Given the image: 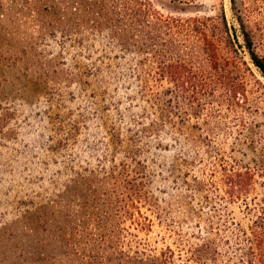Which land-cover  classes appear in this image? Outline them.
I'll use <instances>...</instances> for the list:
<instances>
[{"label": "rangeland", "instance_id": "obj_1", "mask_svg": "<svg viewBox=\"0 0 264 264\" xmlns=\"http://www.w3.org/2000/svg\"><path fill=\"white\" fill-rule=\"evenodd\" d=\"M93 1L0 0V264H133L165 251L171 264H214L194 257L207 240L217 264H242L261 178L230 199L221 168L264 157V77L243 51L253 73L240 61L237 94L193 99L176 60L158 81L149 57L98 24ZM153 1L182 16L223 5L237 24L231 0ZM236 6L264 37V0Z\"/></svg>", "mask_w": 264, "mask_h": 264}, {"label": "trees", "instance_id": "obj_2", "mask_svg": "<svg viewBox=\"0 0 264 264\" xmlns=\"http://www.w3.org/2000/svg\"><path fill=\"white\" fill-rule=\"evenodd\" d=\"M195 1L168 0L171 5L189 7ZM231 3L237 24L229 23L223 5L220 13L214 16L165 14L153 0H94L90 8H94L92 13L98 17V24L101 23L99 20L103 21V26L114 31L125 48L145 56V60L148 57L152 60L158 81L165 78L171 60H176V64H171L173 78L183 90L192 89L195 99L199 93L237 94L242 86L237 77L240 61L252 72L241 56L243 51L264 77V37L259 35L257 40L258 32L252 26L255 21L237 9L236 0ZM193 11L198 12V9ZM221 169L230 199L242 198L251 192L257 178H261L262 196L254 201L253 208L247 205L252 220L243 232L244 244L238 261L264 264V157L258 160L256 168L236 161ZM193 252L196 259L217 264L218 252L212 241H204ZM136 261L133 264H171L172 252L165 251L147 261Z\"/></svg>", "mask_w": 264, "mask_h": 264}]
</instances>
